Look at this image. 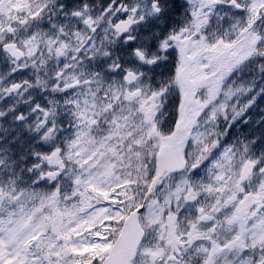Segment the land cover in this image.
I'll list each match as a JSON object with an SVG mask.
<instances>
[{"label":"snow or ice","instance_id":"1","mask_svg":"<svg viewBox=\"0 0 264 264\" xmlns=\"http://www.w3.org/2000/svg\"><path fill=\"white\" fill-rule=\"evenodd\" d=\"M0 264H264V0H0Z\"/></svg>","mask_w":264,"mask_h":264}]
</instances>
